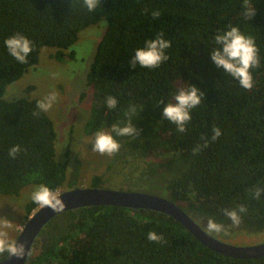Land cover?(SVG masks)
<instances>
[{
    "label": "trees",
    "instance_id": "obj_1",
    "mask_svg": "<svg viewBox=\"0 0 264 264\" xmlns=\"http://www.w3.org/2000/svg\"><path fill=\"white\" fill-rule=\"evenodd\" d=\"M251 3L256 15L248 21L242 0H102L91 12L83 0H0V195L17 197L26 187L41 184L57 193L78 186V170L70 173L67 162L56 157L55 122L37 108L43 98L8 100L4 95L11 83L39 64L43 48H53L52 59H76V51L69 49L81 31L105 19L87 74L93 104L85 134L124 126L126 113L135 107L132 125L139 135L111 131L121 145L114 160L144 161V167L137 168L141 181L168 175L167 197L205 226L209 218L223 224L229 240L240 233L264 236V196L257 200L250 192L264 186V0ZM157 9L161 16L153 19ZM229 25L253 37L259 49L261 67L251 70V90L242 89L211 59L215 35ZM17 33L32 41L26 64L17 62L4 43ZM160 33L171 41L169 59L156 69L132 68L135 50ZM189 85L204 95L191 110L187 131L178 133L164 120L160 101L172 102L177 90ZM34 88L29 86V92ZM108 96L117 99L115 109L107 107ZM213 127L222 133L216 141L211 140ZM15 145L21 151L13 159L9 150ZM197 146L201 151L194 154ZM104 182L95 175L91 186L102 187ZM241 204L247 212L234 226L223 210ZM38 207L30 195L26 219ZM150 231L164 240L149 241ZM7 257L0 255V261ZM27 264H264V255L240 258L213 250L161 211L94 205L52 218L40 231Z\"/></svg>",
    "mask_w": 264,
    "mask_h": 264
},
{
    "label": "rangeland",
    "instance_id": "obj_2",
    "mask_svg": "<svg viewBox=\"0 0 264 264\" xmlns=\"http://www.w3.org/2000/svg\"><path fill=\"white\" fill-rule=\"evenodd\" d=\"M106 24V20L103 19L97 25L81 31L79 40L69 49L77 53L74 60L52 59L53 48H43L39 64L29 68L21 78L11 83L4 97L8 100L23 96L44 99L51 93L56 94V102L47 112L54 120L57 131L56 157L62 162H67L70 173L78 170V186H91L93 177L99 175L105 180L102 186L156 192L154 194L160 192L161 196L167 197L168 175L159 174L150 181L139 180L137 168L144 167V161H115L113 156L94 152L92 151L94 144L90 143L94 136H88L84 132L93 104V90L87 86V74L93 63L97 45L104 35ZM31 85H35V88L29 92L28 87ZM83 91H86L85 95ZM102 130L111 134L108 128ZM37 187H26L19 196L13 198L0 195V226L7 225L4 230L8 233L9 239L16 240L27 222L26 204L31 191ZM64 189L68 187L65 186ZM262 236L263 234L259 233H240L230 242L237 245H254L259 241L264 242Z\"/></svg>",
    "mask_w": 264,
    "mask_h": 264
},
{
    "label": "clouds",
    "instance_id": "obj_3",
    "mask_svg": "<svg viewBox=\"0 0 264 264\" xmlns=\"http://www.w3.org/2000/svg\"><path fill=\"white\" fill-rule=\"evenodd\" d=\"M102 0H83L84 6L88 11H95L100 6ZM243 16L250 21L256 15V9L251 0H242ZM153 19L159 18L161 12L159 9L151 13ZM5 46L9 54L20 64H26L28 57L33 51L32 41L23 34L17 33L5 41ZM216 47L210 49L211 59L217 68L221 69L225 74L238 82L240 87L245 90H251L254 87L252 69L261 67L259 49L255 44V40L251 36L243 34L238 26L229 25L227 30L219 31L214 37ZM171 47V41L164 38V34L160 33L155 39H149L142 48L135 50L131 60V67L137 65L147 68L156 69L169 59L166 50ZM203 92L196 86L189 85L187 88H180L172 97V102L165 104L163 100L160 104L165 105L163 108L164 120L170 121L176 126L178 133H185L187 126L192 119L191 110L201 104ZM56 94L51 93L37 103V108L42 112H48L56 102ZM106 104L109 109H115L118 101L113 96H108ZM135 107H130L126 115L128 123L124 126L114 124L111 131L117 136H136L139 135L138 130L132 125V115L135 113ZM39 115V113H34ZM212 141H216L221 136V129L213 127ZM88 143V141H85ZM94 144L93 150L101 155L109 157L115 155L120 150V143L112 134L104 130H98L94 139L90 142ZM208 141L205 139L203 147H208ZM20 145H15L9 150V156L13 159L20 153ZM201 147L197 146L193 149L194 154L199 153ZM254 199H261L264 196V186H256L250 190ZM32 201L42 208L49 207L55 212L64 209L65 204L59 197L58 193L48 186L41 184L31 194ZM224 215L232 222V225L239 226L241 223V213L247 212V207L243 204L238 209L225 208ZM7 225L0 226V255L7 253L8 257L15 256L22 259L26 254V245L18 243L17 240L8 238V233L4 230ZM204 231L209 234H227L223 224L215 222L213 219H207V225ZM147 239L156 243L164 240L162 235H158L155 231L147 234Z\"/></svg>",
    "mask_w": 264,
    "mask_h": 264
},
{
    "label": "water",
    "instance_id": "obj_4",
    "mask_svg": "<svg viewBox=\"0 0 264 264\" xmlns=\"http://www.w3.org/2000/svg\"><path fill=\"white\" fill-rule=\"evenodd\" d=\"M65 207L60 212H55L49 207H38L29 216L21 229L17 241L26 245V254L20 259L15 256L7 257L0 264H27L33 254V246L37 241L40 231L58 214L81 207L94 205H115L129 207L134 210L151 209L161 211L173 216L184 225L200 242L213 250L226 255L252 258L264 255V242L254 245H235L220 239L222 235L209 234L203 226L185 209L169 198L148 192L121 190L117 187L102 186H76L58 192Z\"/></svg>",
    "mask_w": 264,
    "mask_h": 264
},
{
    "label": "flooded vegetation",
    "instance_id": "obj_5",
    "mask_svg": "<svg viewBox=\"0 0 264 264\" xmlns=\"http://www.w3.org/2000/svg\"><path fill=\"white\" fill-rule=\"evenodd\" d=\"M121 190H126V189H121ZM128 191H135V189H130V188H128L127 189ZM140 192H143L142 190L140 191ZM148 193H150V192H148ZM168 198V197H167ZM192 215V214H191ZM193 216V215H192ZM193 218H195L194 216H193ZM196 220H197V218H195ZM198 222L201 224V223H203V222H200V220H198ZM202 226H203V228L205 227V224H201ZM216 236L218 235V234H215ZM225 235V237H221L220 239H223L224 241H226V242H229V243H232V242H230L231 241V239L229 240V237H230V235L229 234H224ZM229 235V236H228Z\"/></svg>",
    "mask_w": 264,
    "mask_h": 264
}]
</instances>
